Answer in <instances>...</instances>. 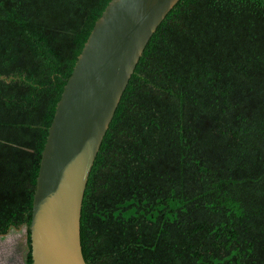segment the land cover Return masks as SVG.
<instances>
[{
    "label": "trees",
    "instance_id": "16d2710c",
    "mask_svg": "<svg viewBox=\"0 0 264 264\" xmlns=\"http://www.w3.org/2000/svg\"><path fill=\"white\" fill-rule=\"evenodd\" d=\"M111 0H0V236L26 229L57 103ZM88 264H264V0H178L92 168Z\"/></svg>",
    "mask_w": 264,
    "mask_h": 264
},
{
    "label": "water",
    "instance_id": "95a60500",
    "mask_svg": "<svg viewBox=\"0 0 264 264\" xmlns=\"http://www.w3.org/2000/svg\"><path fill=\"white\" fill-rule=\"evenodd\" d=\"M178 0H111L57 103L33 198L32 264H88L81 215L88 180L144 50Z\"/></svg>",
    "mask_w": 264,
    "mask_h": 264
},
{
    "label": "rangeland",
    "instance_id": "374dc122",
    "mask_svg": "<svg viewBox=\"0 0 264 264\" xmlns=\"http://www.w3.org/2000/svg\"><path fill=\"white\" fill-rule=\"evenodd\" d=\"M26 230V229H25ZM25 239L24 230H14L3 239L0 238V264H7L9 258H13V264H25L23 253V246L21 241Z\"/></svg>",
    "mask_w": 264,
    "mask_h": 264
},
{
    "label": "crops",
    "instance_id": "0c3cea01",
    "mask_svg": "<svg viewBox=\"0 0 264 264\" xmlns=\"http://www.w3.org/2000/svg\"><path fill=\"white\" fill-rule=\"evenodd\" d=\"M19 230H24L25 231V239L23 240V241H21V245L23 246V255H24V257H25V255H26V251H27V236H26V230H25V228H22V229H19ZM12 232H14V231H11V232H9V234H7L6 236H0V238L1 239H3V238H5V237H7V236H10V234L12 233ZM12 257V256H11ZM9 258V260L7 261V264H13V258ZM22 261H24L25 262V258H24V260H22Z\"/></svg>",
    "mask_w": 264,
    "mask_h": 264
}]
</instances>
